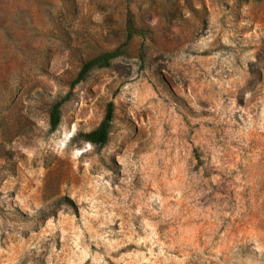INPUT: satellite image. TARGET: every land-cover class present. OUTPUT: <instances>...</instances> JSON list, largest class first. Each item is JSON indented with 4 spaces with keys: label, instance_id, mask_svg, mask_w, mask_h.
Listing matches in <instances>:
<instances>
[{
    "label": "rangeland",
    "instance_id": "rangeland-1",
    "mask_svg": "<svg viewBox=\"0 0 264 264\" xmlns=\"http://www.w3.org/2000/svg\"><path fill=\"white\" fill-rule=\"evenodd\" d=\"M0 264H264V0H0Z\"/></svg>",
    "mask_w": 264,
    "mask_h": 264
},
{
    "label": "trees",
    "instance_id": "trees-1",
    "mask_svg": "<svg viewBox=\"0 0 264 264\" xmlns=\"http://www.w3.org/2000/svg\"><path fill=\"white\" fill-rule=\"evenodd\" d=\"M121 53V47L116 48L111 52L103 53L86 61L78 71L76 78L72 84H76L82 81L88 72L94 68L106 67L109 61L117 57ZM60 106L61 101L56 102L49 113V125L50 130L54 131L60 122ZM113 117V103L109 102L106 107L105 115L100 124L94 129L87 133L82 134V139L93 146L103 147L108 140V133L111 127V121Z\"/></svg>",
    "mask_w": 264,
    "mask_h": 264
}]
</instances>
